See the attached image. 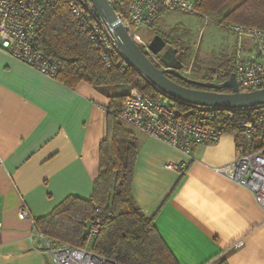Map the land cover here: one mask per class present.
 <instances>
[{
	"label": "crops",
	"instance_id": "obj_1",
	"mask_svg": "<svg viewBox=\"0 0 264 264\" xmlns=\"http://www.w3.org/2000/svg\"><path fill=\"white\" fill-rule=\"evenodd\" d=\"M108 102L86 81L70 88L0 51V264H56L19 210L27 205L36 218L70 194L93 193ZM135 131L136 201L181 264H264V209L215 169L235 159V135L194 144L190 158ZM182 161L183 172L167 167Z\"/></svg>",
	"mask_w": 264,
	"mask_h": 264
},
{
	"label": "trees",
	"instance_id": "obj_2",
	"mask_svg": "<svg viewBox=\"0 0 264 264\" xmlns=\"http://www.w3.org/2000/svg\"><path fill=\"white\" fill-rule=\"evenodd\" d=\"M228 2L199 0L196 8L199 13L224 27L239 23L264 29V0H243L224 13L222 9ZM127 4V0H123L115 5L116 11L125 19L128 18ZM158 33L167 43L178 48L183 69L194 58L193 67L195 73H199L197 58L190 47L169 40L162 31ZM168 37L173 39L170 35ZM34 46L44 56L59 63L53 78L70 88L86 81L106 93L109 99L106 135L99 144V167L93 193L89 197L66 196L50 213L35 218L36 227L46 236L64 243L85 246L88 241L87 225L99 216L103 219V226L92 243L97 254L118 264H181L161 235L154 217L147 216L136 201L133 181L139 138L136 128L122 120L123 104L133 87L157 99L167 96L129 62L123 67L122 56L115 57L118 62L108 65L101 56L100 48L92 42L84 24L72 13L65 0L50 5L44 12L37 24ZM146 53L155 61L150 53ZM234 69L233 55L214 71L216 82L225 81ZM168 75L184 85L207 89L182 77ZM183 77L201 82L214 81L185 74ZM107 86L124 87L125 90L115 89L113 92L106 89ZM210 89L231 91L230 87ZM170 99V105L188 108L186 103ZM212 113L210 123L222 127L225 134L235 135L237 149L252 151L264 147V104L243 108L214 107ZM247 126L253 134L249 141L246 140L249 133Z\"/></svg>",
	"mask_w": 264,
	"mask_h": 264
},
{
	"label": "built area",
	"instance_id": "obj_3",
	"mask_svg": "<svg viewBox=\"0 0 264 264\" xmlns=\"http://www.w3.org/2000/svg\"><path fill=\"white\" fill-rule=\"evenodd\" d=\"M59 0H0V51L11 54L39 71L54 76L60 65L44 56L35 46L36 29L39 20L50 5ZM72 13L84 24L90 39L100 48L102 58L108 65L118 62L122 56L123 67L128 60L118 45V37L107 20L101 16L92 0H65ZM115 7L123 0H109ZM128 18L121 17L130 35L148 53L149 42L136 31L138 27L153 26L165 11H197L199 0H127ZM206 21L209 20L207 16ZM238 35L234 52V72L241 91L264 87V29L235 23L228 27ZM153 57L157 58L152 53ZM116 59V61L114 60ZM122 63V61H121ZM163 66V65H162ZM191 68L182 69L190 76ZM183 102V101H181ZM186 103L187 109L166 104L162 98H154L133 87L123 104L122 120L129 126L156 137L168 145L193 157L194 144H209L218 141L225 133L213 120L212 106ZM208 108V109H207ZM247 139H252L251 128ZM0 163L2 158L0 156ZM168 168L183 172L188 162L167 163ZM235 182L250 189L259 205L264 209V147L252 151L237 150L235 159L215 168ZM19 217L35 218L27 205L19 210ZM2 223H0V227ZM88 241L85 246L64 243L57 238L46 236L37 227L36 234L42 248L56 264H118L94 252L92 243L103 226L102 217L88 223ZM242 241L238 242V245Z\"/></svg>",
	"mask_w": 264,
	"mask_h": 264
},
{
	"label": "water",
	"instance_id": "obj_4",
	"mask_svg": "<svg viewBox=\"0 0 264 264\" xmlns=\"http://www.w3.org/2000/svg\"><path fill=\"white\" fill-rule=\"evenodd\" d=\"M92 1L117 35L118 45L123 56L167 97L212 107L243 108L264 104V87L241 91L235 72H232L229 78L223 82H201L183 77L184 64L177 56L178 48L173 45L167 47L166 39L158 33L149 41L148 46L163 64V66H159L130 35L114 5L109 0ZM168 74L182 77L185 81L197 83L207 87V89L184 85ZM218 87H230L231 91L222 92L210 89Z\"/></svg>",
	"mask_w": 264,
	"mask_h": 264
},
{
	"label": "rangeland",
	"instance_id": "obj_5",
	"mask_svg": "<svg viewBox=\"0 0 264 264\" xmlns=\"http://www.w3.org/2000/svg\"><path fill=\"white\" fill-rule=\"evenodd\" d=\"M241 1L243 0H229L222 12H227ZM136 31L148 42L159 31H162L169 40L190 47L200 68L199 73H195L194 58H192L190 65L187 67V69H192L190 76L197 79L203 77L205 80H214V82L217 80L214 71L234 55L238 38V35L230 31L228 27L218 24L211 18L206 21V17L198 11L189 10L165 11L153 26L138 27ZM168 35L173 39H170ZM150 54L153 56L152 53ZM153 58L157 63L163 65L159 59ZM106 89L114 92L117 88L107 86ZM117 90L124 91L125 88L120 87ZM163 100L166 104L172 103L170 98L163 97Z\"/></svg>",
	"mask_w": 264,
	"mask_h": 264
},
{
	"label": "flooded vegetation",
	"instance_id": "obj_6",
	"mask_svg": "<svg viewBox=\"0 0 264 264\" xmlns=\"http://www.w3.org/2000/svg\"><path fill=\"white\" fill-rule=\"evenodd\" d=\"M169 45H173V44L167 43V47H168ZM173 46H175V45H173ZM177 56L180 58V52L177 53ZM187 76H189V75H187ZM189 77H190V76H189Z\"/></svg>",
	"mask_w": 264,
	"mask_h": 264
}]
</instances>
